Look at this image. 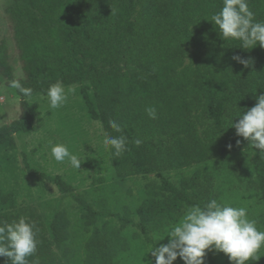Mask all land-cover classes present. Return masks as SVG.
I'll return each instance as SVG.
<instances>
[{"label":"trees","instance_id":"16d2710c","mask_svg":"<svg viewBox=\"0 0 264 264\" xmlns=\"http://www.w3.org/2000/svg\"><path fill=\"white\" fill-rule=\"evenodd\" d=\"M100 3L101 0H65L63 16L72 18L73 24L65 21L61 27L64 53L54 65L37 64L40 59L52 58L55 49L49 51L46 43L40 37H32L24 24V18L31 12L34 15L35 0H27L26 7L13 9L12 17L17 22L25 73V80H19L20 83L38 85L77 78L83 85L81 95L87 115L100 121L111 136L120 133L109 127V120L123 128L127 150L115 157L106 149L99 161L86 157L84 169L90 170L97 164V172L101 173L109 165L108 170L122 181L146 175H156L161 180L159 185L147 184L141 189L137 198L122 206V214L96 210L93 201L81 196L76 200L83 210L81 264H121L133 252L132 244L120 229L133 226L134 218L139 221L137 228L145 241L155 244L154 237L177 223L185 207L202 206L214 199L213 176L203 167L221 159L229 144L237 149L245 146L252 154L264 205V152L237 136L230 123L232 119L237 122L238 114L254 106L255 97L264 94V49L259 45L242 49L239 41L224 42L219 37L210 21L223 0H110L113 27L111 30L108 14L102 28L111 32L108 35L104 30L105 36L102 28L96 31L95 16L89 13L93 5ZM248 5L255 19L264 21V0H248ZM38 24V19L32 17L31 26ZM115 55L120 57L117 62ZM233 56L251 58L254 64L245 69ZM0 75L9 87L14 79L3 40ZM19 105L18 119L0 127V151L14 150L13 136L33 128L36 105L21 97ZM148 106L157 109V119L147 116ZM137 138L143 141L138 147L134 144ZM25 165L28 168L26 162ZM191 167L195 168L192 173L181 176L177 185L162 175L164 171L178 173ZM50 180L61 194L73 193L61 177ZM107 180L96 179L97 187L90 189L93 196L103 191L104 187L98 185ZM0 214H5L0 221L10 223L23 216L36 223L39 244L36 253L28 258L29 264L77 261L79 254L74 261L69 245L77 233L66 211L42 220L18 207L13 192L0 188ZM100 218L106 221L99 228ZM107 219H117L120 227L111 228ZM144 255V248L139 246L132 256L139 260ZM0 264H6L5 258L0 257ZM248 264H264V258Z\"/></svg>","mask_w":264,"mask_h":264},{"label":"rangeland","instance_id":"374dc122","mask_svg":"<svg viewBox=\"0 0 264 264\" xmlns=\"http://www.w3.org/2000/svg\"><path fill=\"white\" fill-rule=\"evenodd\" d=\"M26 2L27 0H0V42L3 40L7 45L14 80H25V73L22 68V54L16 32L17 22L12 17V10L16 7H26ZM35 2L37 8L33 10L34 15L31 12L27 18H24L27 20L24 24L27 25L32 37H40L46 43L45 46L49 51L55 49L52 58L40 59L37 64L54 65L59 62L64 53V35L61 27L65 21L73 24V20L63 16L65 0H35ZM110 9V0H101L100 4L93 5L89 9L93 18L95 16L97 32L104 27L108 14V22L109 24L111 22L112 30ZM34 16L38 19V27L31 26V18ZM106 29L102 28L101 33L104 36L105 32L108 35L111 32ZM104 30L106 31L103 32ZM119 59L120 57L115 55V61ZM58 81L65 88L67 101L63 106L52 109L44 93L50 85ZM24 87L33 90V95L24 99L29 104L36 105V119L30 132L13 136L14 150L0 151V188L13 192L18 207L42 220L49 219L61 210L66 211L73 223L74 232L77 233L75 241L69 244L74 252L73 260L75 261L76 255L79 254L75 264H81L84 240L80 238V231L82 232L83 229L81 224L83 221L80 219L83 216V210L76 202L77 198L81 196L88 201H93L97 205L96 210L106 209L122 214V206L137 198L141 189L147 184L159 185L161 180L156 175H146L122 181L108 170L109 165L101 173L97 172V164L90 170L84 169L86 157H95L97 161L103 160L102 155L106 151L103 144L105 131L100 121L93 120L87 115L81 95L83 85L77 78L46 81L38 85L28 84ZM19 103L20 97L16 94V90L8 87L6 80L0 75V127L7 126L18 119ZM55 144L66 145L70 153L80 158L82 163L78 170L72 167L67 159L63 163H58L50 156L51 146ZM194 169L191 167L178 173L164 171L162 175L168 178L173 185H177L181 176H189ZM203 170L210 172L213 176L211 183L214 199L233 207L246 208L249 219L256 221L258 230L264 231L263 200L258 189L253 156L246 147L228 148L227 153L221 159L207 163ZM55 176L61 177L66 184L72 187L73 193L61 194L50 180ZM98 177H105L108 180L98 185L104 189L93 196L90 189L97 187L95 183ZM185 210L186 207L183 209V214ZM3 216L5 214H0V217ZM104 221L106 220L100 218L97 221V227L100 228ZM107 221L111 228L120 227L117 219H107ZM133 221V226L120 229V233L132 244L131 252H133L128 254L127 259H124L121 264H126V262L128 264H149V262L154 264V259L149 252L168 242L167 237L160 240L166 235L168 229L161 236L154 237L155 244H149L137 228L138 219L134 218ZM139 246L144 248L145 255L137 260L132 255L138 251ZM261 255H264V249L261 250ZM262 258L264 257L260 259ZM173 264H183V261L177 257ZM204 264H229V260L223 253L207 251Z\"/></svg>","mask_w":264,"mask_h":264},{"label":"clouds","instance_id":"9594fccd","mask_svg":"<svg viewBox=\"0 0 264 264\" xmlns=\"http://www.w3.org/2000/svg\"><path fill=\"white\" fill-rule=\"evenodd\" d=\"M210 22L224 42L239 41V48L242 49H252L257 45L264 49V21L255 19L248 0H223L222 7L211 16ZM232 59L245 69L254 64L251 58L233 56ZM9 87L17 90L21 99L33 95V90L25 88L19 80L10 81ZM44 95L52 109L63 106L67 101L65 88L59 81L50 85ZM255 99L254 106L238 114L237 122L233 123L232 119L230 123L237 136L247 140L254 149L264 152V94ZM235 107L238 108L237 104ZM145 112L150 119H157L155 107L148 106ZM108 123L120 135L111 136L105 132L103 144L113 156L119 157L127 150L128 139L115 120H109ZM142 142L139 138L134 140L137 147ZM227 147L231 149L232 145ZM50 156L58 163L67 159L77 170L82 163L64 144L51 146ZM38 232L36 223L23 216L10 223L0 221V257L5 258L6 264H29L28 258L36 253L39 244ZM165 237L168 238L166 244L149 252L154 264H173L177 257L183 264H204L207 251L223 253L229 264H248L249 261H259L264 257L261 255V250L264 249V231L258 230L256 221L249 219L247 209L220 203L216 199H211L202 206L194 204L186 207L182 218L171 224L160 240Z\"/></svg>","mask_w":264,"mask_h":264}]
</instances>
